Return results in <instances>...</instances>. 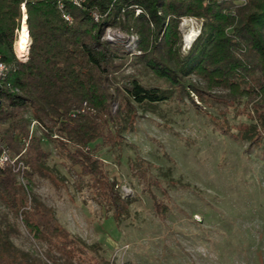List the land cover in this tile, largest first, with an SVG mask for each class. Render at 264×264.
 I'll list each match as a JSON object with an SVG mask.
<instances>
[{"label":"rangeland","instance_id":"1","mask_svg":"<svg viewBox=\"0 0 264 264\" xmlns=\"http://www.w3.org/2000/svg\"><path fill=\"white\" fill-rule=\"evenodd\" d=\"M201 25L199 18L179 19L182 55ZM102 40L124 53L111 77L117 85L132 75L144 87L167 89L133 60L140 54L134 33L107 28ZM211 94L200 102L194 93H174L136 107L130 120L122 113L119 136L109 125L114 144L99 139L87 147L100 163L95 178L82 175L31 122L30 135L41 138L49 156L32 167L9 153L25 167L15 173L27 193L13 245L41 264H264V103L228 101L221 88ZM118 109L113 102L111 113ZM251 126L257 139L249 145L243 135ZM1 147L7 149L0 135ZM107 183L124 208L117 219L99 197ZM153 197L168 208L163 220Z\"/></svg>","mask_w":264,"mask_h":264},{"label":"trees","instance_id":"2","mask_svg":"<svg viewBox=\"0 0 264 264\" xmlns=\"http://www.w3.org/2000/svg\"><path fill=\"white\" fill-rule=\"evenodd\" d=\"M58 2L63 3L62 11ZM19 5L20 0H0V55L8 68L0 93L4 126L0 135L10 155L32 167L49 153L41 138L30 135L31 122L72 165L81 167L82 175L95 178L101 176L100 163L92 158L88 145L99 139L114 144L109 125L119 136L121 114L130 120L136 107L156 105L174 93L189 96L191 92L204 102L205 96L215 97L211 91L221 88L228 101L257 98L262 108L264 0H83L80 8L65 0L28 2L30 44L24 63L13 52ZM64 13L71 17L70 23ZM92 13L98 16L96 21ZM184 17L199 18L202 25L200 35L182 55L178 23ZM107 28L136 35L140 54L133 60L160 79L166 90L144 87L132 75L120 85L114 82L111 77L122 69L124 53L102 40ZM236 72L242 76L237 78ZM116 101L119 109L112 114L111 104ZM262 115L259 125L264 131ZM255 132L251 126L243 135L249 145L257 139ZM112 186L105 184L99 197L113 208L117 219L124 208ZM153 199L163 220L168 208ZM26 207L27 193L13 167H0V264H41L12 243L15 220Z\"/></svg>","mask_w":264,"mask_h":264},{"label":"built area","instance_id":"3","mask_svg":"<svg viewBox=\"0 0 264 264\" xmlns=\"http://www.w3.org/2000/svg\"><path fill=\"white\" fill-rule=\"evenodd\" d=\"M35 1L36 0H20V5H19L20 17L18 20V29L15 30L16 36L18 34V31L22 30L23 25L27 26L26 25V19H27L26 3H28V2L33 3ZM65 1L69 2L71 5H73L77 8H80L83 0H65ZM58 9L61 11L63 10V3L62 2H58ZM63 18L67 23L71 22V17L67 13L63 14ZM14 44H15V42H14ZM28 47H29V36H28V30H27L26 56H27ZM13 49H14V46H13ZM14 52H16V51H14ZM16 58L19 60V57L16 56ZM7 74H8V68L4 64V62L2 61L1 55H0V93H1V89L3 88V85L6 83ZM0 149H1L0 150V167L10 165L13 167L14 172H19L20 170L22 171L25 168L22 162H17L16 161L17 159H11L7 149L2 148V147ZM21 174H22V172H21Z\"/></svg>","mask_w":264,"mask_h":264},{"label":"bare ground","instance_id":"4","mask_svg":"<svg viewBox=\"0 0 264 264\" xmlns=\"http://www.w3.org/2000/svg\"><path fill=\"white\" fill-rule=\"evenodd\" d=\"M26 47H27V29L26 26L23 25L22 30L18 31L17 39L15 42L16 53L21 59L25 58Z\"/></svg>","mask_w":264,"mask_h":264}]
</instances>
